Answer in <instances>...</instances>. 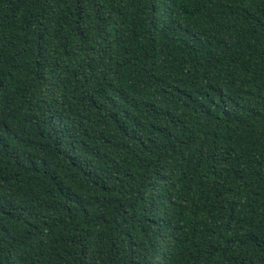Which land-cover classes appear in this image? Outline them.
<instances>
[{
	"label": "trees",
	"instance_id": "16d2710c",
	"mask_svg": "<svg viewBox=\"0 0 264 264\" xmlns=\"http://www.w3.org/2000/svg\"><path fill=\"white\" fill-rule=\"evenodd\" d=\"M0 264H264V0H0Z\"/></svg>",
	"mask_w": 264,
	"mask_h": 264
}]
</instances>
